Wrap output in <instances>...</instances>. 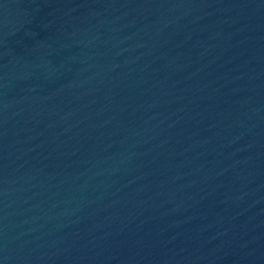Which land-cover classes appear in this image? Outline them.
<instances>
[{"label":"water","instance_id":"95a60500","mask_svg":"<svg viewBox=\"0 0 264 264\" xmlns=\"http://www.w3.org/2000/svg\"><path fill=\"white\" fill-rule=\"evenodd\" d=\"M0 264H264V0H0Z\"/></svg>","mask_w":264,"mask_h":264}]
</instances>
